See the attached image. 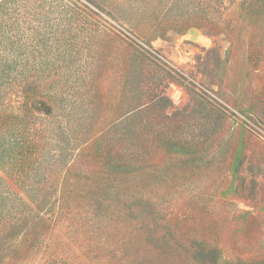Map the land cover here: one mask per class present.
<instances>
[{
  "label": "rangeland",
  "instance_id": "obj_1",
  "mask_svg": "<svg viewBox=\"0 0 264 264\" xmlns=\"http://www.w3.org/2000/svg\"><path fill=\"white\" fill-rule=\"evenodd\" d=\"M102 1L80 0L111 21L118 34L112 38L109 69L99 84L108 108L90 141L101 143L118 113L125 67L133 55L128 43L135 46L132 39L179 70L183 83L203 92L219 110L225 107L219 128L207 146L195 143L191 151H162L143 169L130 173L98 171L96 166V174H85L86 164L75 158L58 165L48 172L47 184L56 193L65 181L66 191L78 196L71 197V207L60 216L58 204L45 213L25 194L18 178L16 183L0 167L7 189L28 202L34 221L45 218L38 228L39 243L16 256L0 254V264H264V18L233 6L217 20L220 25L169 19L163 37L153 31L157 20L142 34L133 32L126 21L111 20L99 7ZM172 13L180 19L213 16L200 9ZM192 29L199 32L197 38L190 36ZM146 61H152L148 54ZM164 90L178 108L192 106L191 91L179 81H169ZM38 101L34 113L44 115L47 106ZM207 109H212L210 104ZM50 121V129L59 132L63 119ZM198 132L197 128L196 137ZM47 157L50 161H44V167H55L58 152ZM166 167L171 171L163 176ZM108 178L144 194L143 201L124 205L114 201L99 211L83 200L85 192Z\"/></svg>",
  "mask_w": 264,
  "mask_h": 264
},
{
  "label": "trees",
  "instance_id": "obj_2",
  "mask_svg": "<svg viewBox=\"0 0 264 264\" xmlns=\"http://www.w3.org/2000/svg\"><path fill=\"white\" fill-rule=\"evenodd\" d=\"M208 2L172 0L167 5L166 0H103L99 7L111 20L126 21L133 32L141 34L157 20L153 31L163 37L169 19L198 26L220 25L217 20L233 6L264 18V0ZM177 9L208 10L213 16L180 19L172 13ZM114 27L98 10L80 0H0V167L10 179L19 180L25 194L45 213L54 211L58 204L60 216L71 207L74 196L65 189L66 175L64 187L56 193L47 184L48 172L66 165L69 159L85 163V174H96V166H100L98 171L130 173L144 168L162 151H191L195 143L207 146L219 128L225 107L219 110L203 92L194 91L189 82L183 83L185 78L179 70L132 39L135 46L128 43L133 55L125 67L118 113L101 143H92L91 134L108 106L99 84L109 69L107 53L112 38L118 35ZM147 54L152 61H146ZM174 80L191 91L193 104L189 109L178 108L166 95V84ZM38 100L47 106L44 115L34 113L33 104ZM209 104L211 110L207 109ZM211 111H216V116ZM52 118L63 119L59 132L50 129ZM51 152H58L59 157L55 167L45 164L50 166L47 169L43 162L50 161L47 155ZM169 171L166 167L163 176ZM114 181H101L92 192L84 193L83 200L99 211L114 201L123 205L143 201L144 194ZM10 191L0 173L1 256H16L26 247L36 246L41 239L38 228L45 222L39 215L42 222H35L28 202Z\"/></svg>",
  "mask_w": 264,
  "mask_h": 264
},
{
  "label": "bare ground",
  "instance_id": "obj_3",
  "mask_svg": "<svg viewBox=\"0 0 264 264\" xmlns=\"http://www.w3.org/2000/svg\"><path fill=\"white\" fill-rule=\"evenodd\" d=\"M190 36H191L192 38H197V37L199 36V32H198L196 29H192V30L190 31Z\"/></svg>",
  "mask_w": 264,
  "mask_h": 264
}]
</instances>
